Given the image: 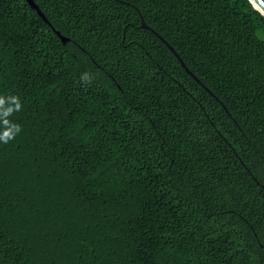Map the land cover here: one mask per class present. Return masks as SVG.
Returning a JSON list of instances; mask_svg holds the SVG:
<instances>
[{
  "label": "trees",
  "instance_id": "obj_1",
  "mask_svg": "<svg viewBox=\"0 0 264 264\" xmlns=\"http://www.w3.org/2000/svg\"><path fill=\"white\" fill-rule=\"evenodd\" d=\"M34 2L0 0V264H264V16Z\"/></svg>",
  "mask_w": 264,
  "mask_h": 264
},
{
  "label": "water",
  "instance_id": "obj_2",
  "mask_svg": "<svg viewBox=\"0 0 264 264\" xmlns=\"http://www.w3.org/2000/svg\"><path fill=\"white\" fill-rule=\"evenodd\" d=\"M253 7L258 10L263 16H264V0H249ZM28 4L35 10H37L38 14L46 20L44 14L41 12V10L39 9L38 5L34 2V0H27ZM142 27L143 28H148V26L146 25L145 21L142 19ZM57 34L60 36V38L62 39V41L65 43L68 41V39H65L63 36L60 35L59 32H57ZM160 39L163 40V42L166 43V41L161 37L159 36ZM167 45H169L168 43H166ZM171 51L176 55L177 59L180 61L181 65L186 69L187 73H189L193 78L196 79V81L200 82L191 72L190 70L186 67V65L184 64V62L182 61V59L180 58L179 54L174 50L173 47H171L169 45Z\"/></svg>",
  "mask_w": 264,
  "mask_h": 264
}]
</instances>
